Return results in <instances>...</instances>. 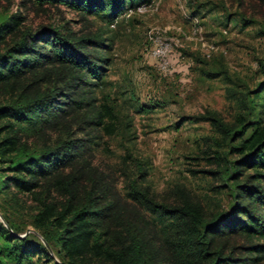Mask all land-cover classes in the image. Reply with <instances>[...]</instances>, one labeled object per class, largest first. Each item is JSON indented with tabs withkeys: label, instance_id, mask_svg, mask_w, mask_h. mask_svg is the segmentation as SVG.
Returning a JSON list of instances; mask_svg holds the SVG:
<instances>
[{
	"label": "trees",
	"instance_id": "trees-1",
	"mask_svg": "<svg viewBox=\"0 0 264 264\" xmlns=\"http://www.w3.org/2000/svg\"><path fill=\"white\" fill-rule=\"evenodd\" d=\"M35 1L106 13L110 19L150 2ZM23 22L20 13L0 19V191L34 196L53 191L64 201L35 198L39 206L33 224L44 243L28 234L13 236L0 224V264H8V258L21 264L35 255L53 260L50 252L60 264H262L264 124L252 117L256 104L247 105L243 94L240 103L247 111L234 124L214 113L200 117L211 122L227 148L214 160L232 181L231 210L208 212L182 188L174 201L159 200L138 183L142 171L128 179L129 199L120 201L93 164L95 137L74 136L76 129H99L108 135L118 129L110 105L96 104L94 96L108 60L101 54L103 39L51 26L24 31ZM262 90L264 82L252 93L257 98ZM82 112L87 117H78ZM47 130L58 136L39 150L22 140L23 132L35 136ZM233 152L238 158L228 159ZM236 236L246 243H233Z\"/></svg>",
	"mask_w": 264,
	"mask_h": 264
},
{
	"label": "rangeland",
	"instance_id": "rangeland-1",
	"mask_svg": "<svg viewBox=\"0 0 264 264\" xmlns=\"http://www.w3.org/2000/svg\"><path fill=\"white\" fill-rule=\"evenodd\" d=\"M141 5L110 19L106 13H84L64 3L0 0V19L20 13L24 31L51 26L103 39L101 54L108 60L94 96L96 104L110 105L118 129L113 135L76 129L74 136L95 137L93 164L120 201L129 199L128 179L142 171L138 183L159 200L174 201L182 188L208 212L229 211L233 184L214 160L227 148L211 122L200 117L214 113L234 124L247 111L240 103L246 94L247 105L256 104L252 117L264 124V90L257 98L252 93L264 82V0H150L140 11ZM155 38L167 44L164 64L152 54ZM57 136L48 130L35 136L23 132L22 140L39 150ZM236 158L234 152L228 155ZM44 196L56 204L64 201L53 191L35 196L0 191L2 227L13 236L28 234L44 243L33 224L39 206L35 198ZM232 241L246 243L242 236ZM50 257L35 255L21 264H60L53 252ZM7 260L15 264L13 258Z\"/></svg>",
	"mask_w": 264,
	"mask_h": 264
},
{
	"label": "built area",
	"instance_id": "built-area-1",
	"mask_svg": "<svg viewBox=\"0 0 264 264\" xmlns=\"http://www.w3.org/2000/svg\"><path fill=\"white\" fill-rule=\"evenodd\" d=\"M145 8H146V5L143 4V5L138 7V10L141 11L142 9H145ZM150 38L152 39V36H150ZM153 40L157 41V38H155ZM167 50H168L167 44H165V43L161 44L158 42L157 47L155 49H153L152 54L156 57H159V59L162 61V64H164V62H165L164 57H165V53Z\"/></svg>",
	"mask_w": 264,
	"mask_h": 264
}]
</instances>
